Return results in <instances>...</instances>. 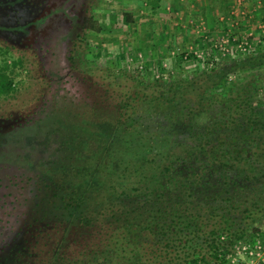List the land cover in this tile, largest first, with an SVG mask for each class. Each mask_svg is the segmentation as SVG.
Returning <instances> with one entry per match:
<instances>
[{
    "label": "trees",
    "instance_id": "1",
    "mask_svg": "<svg viewBox=\"0 0 264 264\" xmlns=\"http://www.w3.org/2000/svg\"><path fill=\"white\" fill-rule=\"evenodd\" d=\"M97 1L0 0V264H229L264 240V46L190 77L95 75Z\"/></svg>",
    "mask_w": 264,
    "mask_h": 264
},
{
    "label": "rangeland",
    "instance_id": "2",
    "mask_svg": "<svg viewBox=\"0 0 264 264\" xmlns=\"http://www.w3.org/2000/svg\"><path fill=\"white\" fill-rule=\"evenodd\" d=\"M201 1L162 0V7L154 12L146 0H98L92 12L105 23V30L88 34L91 46L78 56L79 68L96 75L109 67L118 75L141 77L150 83L179 73L190 77L213 63L229 61L235 41L245 35L249 38L258 28L240 26L239 14L235 9V14L221 10L220 0H210V6ZM226 16L231 18L228 26L223 19ZM226 50L229 52L224 54ZM191 53L197 58L179 61V55ZM255 76L258 93L264 99V69ZM247 77L241 72L231 79Z\"/></svg>",
    "mask_w": 264,
    "mask_h": 264
},
{
    "label": "built area",
    "instance_id": "3",
    "mask_svg": "<svg viewBox=\"0 0 264 264\" xmlns=\"http://www.w3.org/2000/svg\"><path fill=\"white\" fill-rule=\"evenodd\" d=\"M257 28L256 33H249L250 39L245 35L235 41L237 44L231 49L233 58L254 55L264 46V41L261 38L264 36V24L260 23ZM227 52L229 51L226 50L223 53ZM233 253L234 255L230 256L229 264H264V240L254 244L237 243L233 248Z\"/></svg>",
    "mask_w": 264,
    "mask_h": 264
},
{
    "label": "crops",
    "instance_id": "4",
    "mask_svg": "<svg viewBox=\"0 0 264 264\" xmlns=\"http://www.w3.org/2000/svg\"><path fill=\"white\" fill-rule=\"evenodd\" d=\"M201 2L206 3V6H210L209 3L211 4L210 0H202ZM220 5V9L226 10L227 13L235 14L234 11H236L239 14L241 20L238 21V24L240 26L243 24L246 27H249V25L258 27L260 23L264 24V0H220ZM223 19H225L224 23L228 26L230 16Z\"/></svg>",
    "mask_w": 264,
    "mask_h": 264
}]
</instances>
